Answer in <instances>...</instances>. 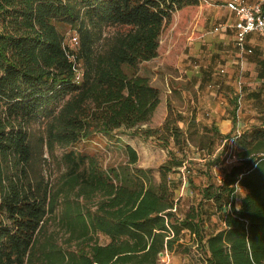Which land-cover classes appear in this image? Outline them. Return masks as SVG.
I'll use <instances>...</instances> for the list:
<instances>
[{
  "label": "trees",
  "instance_id": "trees-1",
  "mask_svg": "<svg viewBox=\"0 0 264 264\" xmlns=\"http://www.w3.org/2000/svg\"><path fill=\"white\" fill-rule=\"evenodd\" d=\"M199 5L200 0H0V163L19 174L0 185V264H30L52 211L46 197L25 181L33 155L28 129L38 119H52L61 107L59 141L67 146L93 133L122 131L153 141L169 156L155 182L128 144L126 163L105 168L93 157L64 154L65 185L87 205L61 222L77 250L48 252L45 262L160 264L164 252L178 250L195 264H264V121L235 139L237 162L217 184L210 172L225 147L216 154V140L231 137L213 129L202 135L185 132L165 91L137 73L140 64L157 57L172 16ZM79 18L126 30L109 53L99 56L80 33L78 57L85 72L77 83L57 24ZM190 142L204 153L206 183L199 188L198 205L179 218L169 174L188 160ZM239 190L244 194L235 206ZM206 202L222 222V229L210 234ZM99 234L109 242L98 244Z\"/></svg>",
  "mask_w": 264,
  "mask_h": 264
},
{
  "label": "rangeland",
  "instance_id": "rangeland-1",
  "mask_svg": "<svg viewBox=\"0 0 264 264\" xmlns=\"http://www.w3.org/2000/svg\"><path fill=\"white\" fill-rule=\"evenodd\" d=\"M250 2H253L252 4L260 3L264 5V0H250ZM220 3L222 4L221 0H200L198 7L186 8L176 12L161 36L157 57L149 62L140 64L137 67V73L147 77L150 83L157 88L161 86L167 89V84L170 89L172 86H175L176 81H174V78H176L177 74L173 72L176 71V65L185 51L183 49L184 42L203 35L202 28H204L206 20H212L214 17L220 16V14L213 12L216 10L215 6ZM232 18H234L233 14ZM57 29L63 36V46L66 49V53L72 54L75 58L77 70L82 74L81 80L85 72V64L78 57L80 52L79 41L78 45L73 44L71 36L76 35L79 39L81 36L80 33L83 36H87L91 42L94 55L99 56L109 53L117 42V39L126 30L125 27L115 25L95 26L82 18H79L75 24L58 23ZM241 56L245 59V55ZM251 83L254 84V81L247 80L245 71L243 70L236 81L234 91L235 97L237 96L236 102H238V104L236 103V116H241L240 112L243 108L242 98L245 93L244 89H250L252 86L250 85ZM175 92L172 89L170 93L167 92L168 94L165 92L172 108L178 102ZM172 101L175 103L173 104ZM250 108L251 106H248L249 112L246 114L245 120H254V122L248 123V126L250 124V126L259 125L264 121V103L257 106L258 111L251 112ZM62 110L63 108L61 107L52 119H38L31 123L28 129L33 155L27 167L25 181H27V184L32 189L46 197L47 209L53 205L52 211L47 212L44 224L37 235L36 246L33 255L30 257V264H48L43 260L44 254L58 250L69 254L76 251L78 247L74 240L69 239V232L61 222L74 215L78 206L85 209L87 203H85L84 199H81V195L76 191H68L65 185L64 174L66 167L63 163L64 154L72 151L91 158L93 157L105 168L126 163L124 146L128 144L138 155V166L144 169H150L155 182H159V168L169 156L166 150L160 148L153 141L131 136L122 131L110 135L93 133L87 139L80 141L76 145L67 146L65 143L59 141L60 134L62 133L60 114ZM238 133L241 134V130ZM236 134L237 132L229 139L235 137ZM198 137L195 138V142L198 141ZM229 139L216 140L218 152H221L223 147L226 148ZM203 154L200 153L194 143L190 142L186 157L188 160L181 167L180 173L171 172L169 174V178L182 179L174 187L176 189L174 196L179 200L176 211L177 217L179 218H183L188 208L193 206V204L198 205L200 201L199 188L206 183V176L201 173L206 167L202 158ZM177 156L181 157V153H178ZM229 167L225 159V154L223 153L221 161L212 166L210 172L214 182L220 184ZM18 175L14 167H8L2 162L0 163V185L2 183L5 184L8 176L16 179ZM187 175L189 178H187ZM189 180L191 184L188 183ZM181 181L185 184L184 188L181 187ZM243 194L244 192L239 190L235 206H238ZM204 205L207 208V216L204 223L206 233L210 234L222 229L221 218L216 214L212 204L206 202ZM95 240L100 245H105L109 242V239L101 234L97 235ZM187 241L188 238L186 236L184 242ZM159 262L160 264H195L189 256L178 252V250L172 253L164 252L160 256Z\"/></svg>",
  "mask_w": 264,
  "mask_h": 264
},
{
  "label": "crops",
  "instance_id": "crops-1",
  "mask_svg": "<svg viewBox=\"0 0 264 264\" xmlns=\"http://www.w3.org/2000/svg\"><path fill=\"white\" fill-rule=\"evenodd\" d=\"M221 1L222 4L216 5V10L213 11L220 16L206 20L202 28L203 35L184 42L185 51L176 65V71L173 72L177 74L174 78L176 85L171 88L176 91L178 102L172 103H175L173 108L177 110L175 112L181 120L179 127L185 132L189 133L195 129L202 135L204 131L213 129L221 137H232L240 130L242 133L249 129L251 124L248 126V123L254 122L245 120L249 112L248 106H251L250 111L254 112L257 106L264 103V36L248 34L244 46L246 51L251 52L241 54L235 41L236 31L232 27L235 18H232V14L225 7L229 0ZM241 55H245V59ZM243 70L247 80L254 81V84H250V89H244L243 108L239 117L235 115L238 102L234 91L236 81ZM166 86L167 89L161 86L160 89L170 93L171 89L168 84ZM215 153L220 152L217 149ZM181 169L176 172L180 173ZM169 179L171 189L176 192L174 187L182 179ZM181 187H185L182 181Z\"/></svg>",
  "mask_w": 264,
  "mask_h": 264
},
{
  "label": "built area",
  "instance_id": "built-area-1",
  "mask_svg": "<svg viewBox=\"0 0 264 264\" xmlns=\"http://www.w3.org/2000/svg\"><path fill=\"white\" fill-rule=\"evenodd\" d=\"M226 9L234 15L235 21L232 25L236 31L235 41L241 54L251 51L245 49V37L250 33H256L264 36V5L260 3L249 4L246 0H229L225 4ZM72 43L78 45V38L76 35L71 36ZM67 58L72 62V70L75 73V82L81 80L82 74L78 72L75 58L72 54L67 53ZM236 136L229 139L225 148V159L229 166L237 162L235 155V139Z\"/></svg>",
  "mask_w": 264,
  "mask_h": 264
}]
</instances>
